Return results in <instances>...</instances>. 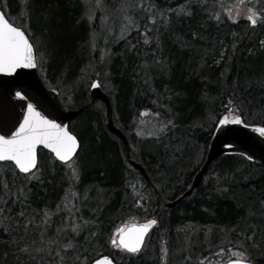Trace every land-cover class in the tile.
I'll list each match as a JSON object with an SVG mask.
<instances>
[{"label": "trees", "instance_id": "trees-1", "mask_svg": "<svg viewBox=\"0 0 264 264\" xmlns=\"http://www.w3.org/2000/svg\"><path fill=\"white\" fill-rule=\"evenodd\" d=\"M5 1L16 25L25 28L23 23L28 21L30 40L36 52L45 57L38 63L44 64L47 84L56 89L65 85L71 88L73 104L69 109L84 110L69 124L81 145L75 161L79 178L71 177L65 166L40 151V178L26 190L27 201L12 206L10 213H0V264H52L49 251L66 243L68 237L74 238L79 251L67 250L66 264H79L75 257L83 260L85 250L86 264L101 255L110 256L118 264H165V249L168 264L193 263L204 258L207 251L198 250L202 246L199 241L192 242L188 252L184 249L180 228L188 224L212 225L217 230L235 226L234 231L244 235L243 243L254 236L251 246L245 244L251 251L249 259L264 264V231L254 229L264 223L263 168L238 156L224 157L211 167L208 181L197 192L182 198L173 208L165 206L179 200L192 183L206 158L216 122L229 107L235 106L248 121L264 126V25L250 32L248 27L233 26L225 17L218 20L219 9L224 8L219 0L215 4L218 9L192 0L190 16L178 14L185 0H143L150 10L134 22L146 29L138 30L139 37L126 39L132 40L131 45L119 46L109 56L107 72L113 89L107 94L113 123L126 136L130 159L143 166L149 184L130 167L123 142L108 130L105 105L92 101L87 85L76 86L83 71L96 61L91 42L99 36L103 15L97 12L94 22L88 21L85 0ZM135 1L104 3L110 6L109 12L115 13L120 3L133 6ZM149 13L154 23L148 22ZM145 32L152 42L144 43ZM150 112L159 113L163 131L158 137H137V120ZM10 175L5 174L4 182L13 192L25 186ZM4 182L0 181V186ZM219 184L228 186V197L220 199L216 195L212 188ZM70 196L71 211L60 214L69 223L57 237L59 214L44 227L43 210L54 213L60 205L61 211ZM21 210H26L29 219L35 216L27 237L35 260L17 251L14 242L19 241L13 230L14 214ZM8 215L13 219H5ZM153 218L157 225L141 254L132 256L111 246L116 228ZM82 221L89 223L84 226ZM72 224L82 225L79 235ZM92 232L96 233L94 237ZM176 236L180 239L175 241ZM38 248L45 251H35ZM40 257H44L43 262Z\"/></svg>", "mask_w": 264, "mask_h": 264}, {"label": "snow or ice", "instance_id": "snow-or-ice-1", "mask_svg": "<svg viewBox=\"0 0 264 264\" xmlns=\"http://www.w3.org/2000/svg\"><path fill=\"white\" fill-rule=\"evenodd\" d=\"M192 0H185V4L180 6L179 11L183 12L185 15H192V10L190 4ZM97 5H99V0H97ZM140 6L147 8L143 4V0H140ZM0 7V73H15L17 69L20 68H35L37 66V54L34 44L30 42L26 32V28L10 22L7 17L4 8ZM153 7H155L153 5ZM171 11V10H170ZM230 11V10H229ZM249 15L246 19L250 21L252 25H256L258 22L257 17L264 19V11H256L249 9ZM219 19V17H216ZM230 19L235 21L234 17L229 16ZM153 23L155 22L154 17H149ZM162 19H166L163 16ZM131 22V21H130ZM123 38V37H122ZM150 37H148L147 32L144 33V43H149ZM261 45L264 46V41H261ZM45 57L43 54L40 55V60L43 61ZM99 82H94L91 86L97 87ZM16 96L20 97L22 100H27L28 98L22 92H16ZM231 104L232 102L229 101ZM238 111V109H237ZM159 115V113H157ZM171 123V121H169ZM229 123L241 124L244 121L241 115H233L232 120H229L228 115L223 116L219 119V124L221 126L227 125ZM254 131L264 136V126L251 125ZM163 128V125L161 126ZM152 135V133H149ZM44 146L51 150L55 154V157L59 161L67 163L72 172V177L78 179V167L75 166L73 157L76 155L78 148L80 147V141L73 132L69 131L67 125L57 123L55 119H49L48 116L42 114L37 110L36 105L31 102L27 103L26 113L23 115L22 122L19 123V127L15 128V131L9 130V133H4L2 127H0V176L4 174L15 175L18 171L19 173L28 174L27 180L38 179L36 172H39L38 159H37V147ZM247 159L251 160L252 156H247ZM6 162H10L6 163ZM25 186L21 185L15 192L12 191L9 184L4 182L0 186V213H6L12 211V206L23 205L27 201V196L25 193ZM139 203V201H138ZM264 203V202H262ZM60 209V205H57V210ZM71 211V210H70ZM52 213L48 209L43 210V220L41 224L46 227L49 223ZM15 224L14 232L19 237V241H14L17 243V251L26 253L29 258L35 260L36 258L30 254V245L27 243V237L30 235L29 225L34 223L35 216L31 219L28 218L26 210L18 211L14 214ZM75 217H73L74 219ZM5 219H13L12 215H8ZM89 222L82 221V225L86 226ZM157 224L156 219H147L143 223H132L125 224L121 227L115 229L113 237L110 242L115 248L120 249L126 254L132 256H137L141 254L145 248V239L150 231V229ZM81 224H72L71 228L79 235L82 230ZM5 232L9 231L7 227L3 229ZM63 230L57 229L56 235L59 237ZM66 235V234H65ZM91 235L94 237L95 232ZM44 238V228H41V239ZM52 243H57L53 240ZM67 250H72V252H78V244L74 243L73 237H68L66 243H59L57 249L49 251V255L53 257L52 264H66V257L68 255ZM35 251L44 252V248H38ZM223 249H221V252ZM61 253H64L63 255ZM237 256H244V252H237ZM79 264H86L88 259L86 250L84 253L83 260L80 256L75 257ZM43 262L44 257H40ZM95 264H113V259L109 256H104L102 259L95 261ZM228 264H251L248 259H234L229 260Z\"/></svg>", "mask_w": 264, "mask_h": 264}, {"label": "water", "instance_id": "water-1", "mask_svg": "<svg viewBox=\"0 0 264 264\" xmlns=\"http://www.w3.org/2000/svg\"><path fill=\"white\" fill-rule=\"evenodd\" d=\"M97 81L98 80H95L93 83ZM18 91L22 92L28 99L22 100L20 97H17L16 92ZM89 93L93 102L99 101L105 105L107 128L112 135L116 136L123 142L127 151V160L131 168L142 174L150 184V179L143 166L130 159L128 140L123 132L113 123L111 100L102 90L100 83L97 87L90 86ZM28 102L36 105L37 110L48 116L49 119H55L57 123L67 125L68 129L71 120L84 110V108L78 110H66L61 103L58 91L50 89L45 85L38 73L37 66L35 68H20L17 69L15 73L11 74L0 73V127L3 128L4 133H9V130L15 131V128L19 127V123L22 122L23 115L26 113ZM233 115H239V113L236 111L231 112L228 115L230 121L232 120ZM40 150L50 153L58 163L67 164L59 161L51 150L42 145L37 147L38 161ZM79 150L80 147L78 148L76 155ZM224 155H243L246 158L247 156H252V159L248 160L264 168V136L255 132L254 128L245 122L241 124L229 123L223 126L218 122L210 140L205 161L196 173L190 189L176 202L174 201L165 204L166 208L175 207L178 201L182 198L188 197L196 191L202 184L204 176L211 164ZM22 174L27 175L25 173ZM103 257L104 256L94 260L91 264H95V261L100 260ZM109 258L112 259L111 257ZM113 264L116 263L113 261Z\"/></svg>", "mask_w": 264, "mask_h": 264}, {"label": "rangeland", "instance_id": "rangeland-1", "mask_svg": "<svg viewBox=\"0 0 264 264\" xmlns=\"http://www.w3.org/2000/svg\"><path fill=\"white\" fill-rule=\"evenodd\" d=\"M3 0V5H7L6 1ZM130 0H128L129 2ZM217 0H202V2L205 5H211L212 7H217L216 4ZM221 2V6H224V8L219 9L218 12V20L227 18L231 21H234L233 19H230L229 16L234 17L235 20H240V18L245 19L247 17V15H249V9H253L256 11H262V8H264V0H219ZM105 0H99V5H97V0H85V8H86V19L88 21L92 20L94 22V15L95 13L99 12L103 15V18L99 21V25H98V30L100 31L99 36L96 37V40L94 39V41L91 42V53L93 55L96 56L95 58V62L93 64H90L88 66V69H85L83 71V73L80 75V79L77 81L76 86L81 85L86 86L89 88L91 83L97 79L102 88L109 93L112 89L113 86L112 84L109 82L108 80V72H107V66H108V61L110 59V55L111 53H114L116 51V49L119 48V46H125L126 44H132V40L130 39L129 42L126 41V39L128 38H132V37H139L140 36V32L138 31V27L141 28L142 25L136 24L134 21H137V17L138 16H142L143 14H146L149 12L150 8H144L140 6V0H136L135 3L133 4V6L128 5V2H122L120 3V5L118 6V13H111L109 12V10L111 9L110 6H107L106 3H104ZM130 4V3H129ZM24 5V3L22 4V6ZM24 11L25 8L23 7ZM109 9V10H108ZM7 17L9 18L10 21L15 23V19L14 17H12L10 15V9L7 5L6 8H4ZM230 10V11H229ZM180 13V11L178 12V14ZM114 14L117 16L115 17ZM151 13H149L148 15H150ZM22 16V15H21ZM151 16V15H150ZM216 16V17H217ZM153 17V16H151ZM118 18V19H117ZM258 22L260 23L258 25V28H260L261 26L264 25V21H262L263 19H261L260 17L257 18ZM17 21V20H16ZM131 21V22H130ZM156 21V20H155ZM122 22V23H120ZM148 22L151 24L153 23L151 20L148 19ZM262 22V23H261ZM25 28L28 30L26 33L28 35H31L30 31H29V26H28V21L26 20L24 23ZM256 28V30L258 29ZM123 37V38H122ZM95 38V37H94ZM144 39V37H143ZM151 41V40H150ZM39 54V53H38ZM40 60V54L39 56L37 55V62H39ZM44 64L39 65L38 71L41 75H43L44 77L45 75V67H43ZM91 76L88 80V77ZM88 83V84H87ZM57 90H59L60 92V96L62 99V103L63 106L67 109L70 108V106H72V102H73V95H72V89L69 88L68 86H63L62 88H58ZM160 115L154 114L152 112L146 114V116L142 119L137 120L136 124H135V131L134 133L136 134L137 137L140 138H152V137H156L158 134H160L163 130V128L161 127L164 123L162 121V118L159 117ZM162 123V124H161ZM149 133H152V135H149ZM75 166H77L76 162L74 161ZM69 167V166H68ZM69 171L71 172L70 168L65 167V172ZM11 176V175H10ZM13 179L16 181H18L20 184L22 182H24L25 184V189H29L30 185L33 183H36L39 178H40V173H36V176H38V179H31V180H27L26 178H21L18 176L17 172L15 175H12ZM11 176V177H12ZM5 180V174L3 176H1L0 181L4 182ZM25 190V192H26ZM27 193H24L25 196ZM71 202V196L68 197L66 199V201L63 202L62 204V208L61 211L60 210H56L54 213H52L49 223L54 220V218H56L58 216L59 219V227L57 226V229H62L66 226H68V219L66 218H62L60 216V214L64 213V210L67 212H69L72 208L70 205ZM54 217V218H53ZM257 218H261V216L257 215ZM43 220V219H42ZM144 221H135V222H130L129 224L132 223H143ZM49 223L47 225V227L49 226ZM70 227V226H69ZM68 227V229H69ZM185 228L181 229L180 231L182 232V234H184L183 232L187 233V237L186 238H191L193 240L194 236L193 234H202L205 235L207 234H211L212 233V227H205L208 229H201V226H197L195 224V226L193 227L192 225H185ZM255 230H261L264 231V223H261L258 227H254ZM217 232V231H216ZM257 234V233H254ZM113 237V236H112ZM209 237H206L203 241H199L201 246L198 250H202L204 247L206 246H210V242L206 243L205 240L208 239ZM191 248V247H189ZM197 250V251H198ZM181 250H178V252ZM248 256V255H244L243 257ZM212 259V260H211ZM211 259L206 260L203 263V259H199L196 262H189L188 264H223V258L220 255V253L216 250L215 255L211 256ZM238 259H245L242 258V256H238Z\"/></svg>", "mask_w": 264, "mask_h": 264}, {"label": "flooded vegetation", "instance_id": "flooded-vegetation-1", "mask_svg": "<svg viewBox=\"0 0 264 264\" xmlns=\"http://www.w3.org/2000/svg\"><path fill=\"white\" fill-rule=\"evenodd\" d=\"M250 1V0H247ZM250 14V13H249ZM258 18V17H257ZM264 21V19L262 20ZM234 24L233 26H237L239 28H250V32L256 30V28H258V25L260 23H257L256 25H252L250 23V21H248L246 18L242 19L240 18V20H235L232 21ZM262 23V22H261ZM139 28V27H138ZM141 29H146V27L144 25L141 26ZM148 35V34H147ZM151 38V36H148ZM151 41H149L150 43ZM212 189L215 190L216 195L220 198L223 199L224 197H228L229 195V188L227 185H218L213 187ZM235 228V226H232L230 228H228L227 226H220V230L215 232V233H211L209 234V238L205 240L206 243L210 242V246H207V248H209V250L212 249L213 250H217L220 255L223 258V261H229V260H234L237 259L238 256L236 255L237 252H244L246 253L245 248V244L248 246H251L253 241H254V236H249L248 238H246L247 242L244 239V235L239 232V231H233ZM217 229V228H216ZM230 229V230H228ZM184 234V249L188 252L189 247L192 245V242L194 241H203L205 239V237L203 235H196L193 234L194 238L193 240L191 238H186L187 237V233L183 232ZM179 234V233H178ZM179 237H175V241L176 239ZM180 239V238H179ZM176 245L178 243H175ZM221 249H223V251L221 252Z\"/></svg>", "mask_w": 264, "mask_h": 264}]
</instances>
